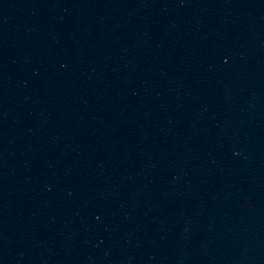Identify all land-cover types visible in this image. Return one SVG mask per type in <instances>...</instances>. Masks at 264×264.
<instances>
[{"label": "water", "instance_id": "water-1", "mask_svg": "<svg viewBox=\"0 0 264 264\" xmlns=\"http://www.w3.org/2000/svg\"><path fill=\"white\" fill-rule=\"evenodd\" d=\"M0 264H264V0H0Z\"/></svg>", "mask_w": 264, "mask_h": 264}]
</instances>
